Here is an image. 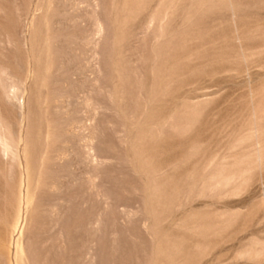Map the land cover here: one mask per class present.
<instances>
[{
    "label": "rangeland",
    "instance_id": "obj_1",
    "mask_svg": "<svg viewBox=\"0 0 264 264\" xmlns=\"http://www.w3.org/2000/svg\"><path fill=\"white\" fill-rule=\"evenodd\" d=\"M19 245L264 264V0H0V264Z\"/></svg>",
    "mask_w": 264,
    "mask_h": 264
},
{
    "label": "bare ground",
    "instance_id": "obj_2",
    "mask_svg": "<svg viewBox=\"0 0 264 264\" xmlns=\"http://www.w3.org/2000/svg\"><path fill=\"white\" fill-rule=\"evenodd\" d=\"M154 17V16H153ZM100 24V23H99ZM96 26V25H95ZM101 29V28H100ZM158 34V33H157ZM158 37V36H157ZM91 132V131H90ZM70 137V136H69ZM89 138V137H88ZM91 138V137H90ZM68 148V147H67ZM69 151V150H68ZM83 151V150H82ZM62 152V151H61ZM62 155V154H61ZM60 156V155H59ZM59 156H57V157H59ZM63 156V155H62ZM67 157V156H66ZM61 158H63V157H61ZM64 158H65V154H64ZM102 160V159H101ZM95 183V182H94ZM93 187V186H92ZM26 203H28V199H27V202ZM51 211H52V209H51ZM55 214V213H54ZM53 215V214H52ZM18 242V241H17ZM21 242V241H20ZM20 242H18V243H20ZM18 244L16 243V246H17ZM23 245V244H22ZM18 246V248L16 249V254H15V264H25V250H24V248H23V246ZM165 257V256H164ZM168 259V258H167ZM166 259V260H167ZM91 264V263H90Z\"/></svg>",
    "mask_w": 264,
    "mask_h": 264
}]
</instances>
